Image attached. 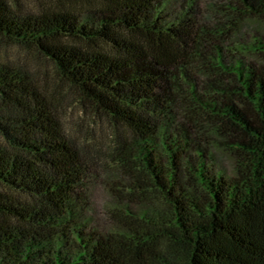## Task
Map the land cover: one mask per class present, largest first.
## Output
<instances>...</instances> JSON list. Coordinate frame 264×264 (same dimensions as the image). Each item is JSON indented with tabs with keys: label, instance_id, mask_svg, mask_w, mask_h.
<instances>
[{
	"label": "trees",
	"instance_id": "obj_1",
	"mask_svg": "<svg viewBox=\"0 0 264 264\" xmlns=\"http://www.w3.org/2000/svg\"><path fill=\"white\" fill-rule=\"evenodd\" d=\"M44 1L25 13L0 0V44L33 51L125 132L75 143L60 93L0 47V264H264V66L222 48L264 19V0H234L214 28L191 6L169 20L165 0ZM207 125L232 177L196 142ZM107 154L131 183L99 231L88 185Z\"/></svg>",
	"mask_w": 264,
	"mask_h": 264
},
{
	"label": "rangeland",
	"instance_id": "obj_2",
	"mask_svg": "<svg viewBox=\"0 0 264 264\" xmlns=\"http://www.w3.org/2000/svg\"><path fill=\"white\" fill-rule=\"evenodd\" d=\"M190 3V4H189ZM234 0H165L163 13L168 16L169 20H174L184 14L191 6V12L196 21L205 26L212 28L223 25L228 20V5L233 4ZM54 5L53 2L44 0H18L15 5L18 11L22 12H38L44 6ZM258 43L264 44V19L251 18L245 19L239 23L237 29L231 36H227L222 40V48L232 51L236 50L237 58H239L245 66L259 68L264 66V54L257 52L255 46ZM3 51L11 58H22L26 60L29 69L36 71L40 76L45 75L47 84L56 88L60 93L59 106H61V120L66 126L70 137H72L78 145L89 144L100 145L105 144L103 134H111L114 129L124 134L121 126L96 117L87 105H82L79 94L70 88L64 82H61L55 75L52 66L42 59H34L33 51H22L4 43L0 44ZM25 53V54H23ZM205 131L207 133L196 134V142L206 137L213 148V170L222 173L226 177H232L235 172L233 153L221 148L207 125ZM100 141V142H99ZM217 142V143H216ZM103 166L98 169L97 174L93 176L88 185V195L90 207L86 213V218L91 226L99 231H106L110 228L108 213L112 209L120 208L124 204L121 202L123 194L127 191L131 182L126 180L124 171L119 168L115 155L107 154L103 160ZM130 199V197H128ZM122 203V204H121ZM138 206H130L133 210L139 209ZM141 208V207H140Z\"/></svg>",
	"mask_w": 264,
	"mask_h": 264
}]
</instances>
